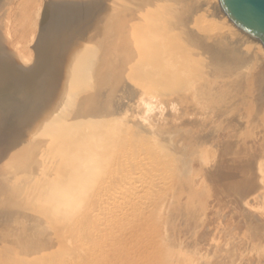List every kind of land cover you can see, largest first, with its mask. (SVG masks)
<instances>
[{"label": "bare ground", "instance_id": "6f19581e", "mask_svg": "<svg viewBox=\"0 0 264 264\" xmlns=\"http://www.w3.org/2000/svg\"><path fill=\"white\" fill-rule=\"evenodd\" d=\"M64 91L72 92L68 122L35 123L40 103L52 110ZM1 109L10 119L0 129V240L14 254V231H34L45 216L80 236L140 218L147 177L134 173L142 186L131 177L121 197L112 194L122 158L144 150L166 161L160 192L139 231L143 248L122 242L120 254L140 258L145 248L152 264H264V44L221 0H0ZM122 199L131 210L123 218L114 215ZM125 256L116 258L131 264Z\"/></svg>", "mask_w": 264, "mask_h": 264}, {"label": "rangeland", "instance_id": "374dc122", "mask_svg": "<svg viewBox=\"0 0 264 264\" xmlns=\"http://www.w3.org/2000/svg\"><path fill=\"white\" fill-rule=\"evenodd\" d=\"M209 21V20H208ZM24 46H22V49H24L23 48ZM25 50V49H24ZM106 59H105V57L103 58V61L102 62H104ZM101 65H104L103 63L101 64ZM80 85H82V84H79L78 82H77V80L76 79H74V80H72V84H71V87L72 88H74V92H75V90L78 88V87H80ZM64 96H65V98H64V101L65 102H61L60 104H58V105H56L52 110L51 109H46V107L43 105V103H40L41 104V106H40V109L41 108H43L42 110H38L37 111V113H36V115H37V118L36 119H33V121L35 122V123H38V119L40 120L39 121V123H42L43 124V126L44 127H51V128H53V129H55L56 127H57V125L59 124V123H67L68 121H66V120H64V117H66V115H67V102H68V100L72 97V96H70V95H72V92H71V94L70 95H68L67 94V91H64ZM62 94H60V96H61ZM61 100V99H60ZM30 101V100H29ZM42 102V101H41ZM37 106V105H36ZM27 117H26V115H25V117L24 118H22V117H16V118H12L13 119V122L14 123H21V122H23L25 119H26ZM8 119H10V118H8V116H6L5 115V113H4V111L1 109L0 110V129H2L1 127V125H6L7 123H6V121L8 120ZM65 121V122H64ZM32 126V125H31ZM3 131V130H2ZM183 136V135H182ZM0 138H6L5 136H4V133H0ZM139 138H141L142 139V137L140 136ZM143 142L144 143H146V141H144L143 140ZM149 144V143H148ZM138 150H140V149H138ZM141 152L143 151L144 152V150H140ZM143 152L142 153H140L139 151H138V155H134V156H132V157H130V155H129V157H125V158H122V159H124L125 160V162L121 165V163L118 165V167L120 166V169L119 168H117L118 170H116V177H115V185H114V187L115 188H113L114 189V193H113V189H112V186H113V184H112V186H109L108 188L110 189V192H109V190L107 189V192H105L106 194L108 193V195L110 194V193H113L112 195L114 196V194H115V197H116V195H117V197H121V195H123V192H126V190H127V186H128V178H131V177H133V175H134V173L136 174V176H135V178L137 179H142L143 178V180H145V179H147L146 181L147 182H145L144 181V183H146V184H148V183H150L149 185H150V187L152 188L151 190H150V194H149V196L151 195L152 197H149L148 196V203H146V204H148V206L147 207H149V205L151 204V203H149V202H151L152 201V199H153V196L155 197V195H156V193H154L155 191L156 192H160L158 189H160L159 188V182H160V184H161V181H158L159 180V178H163L162 176H163V172L162 171H164L165 169H163L164 168V164H166V161H164L161 157V160L159 159V157H158V160H155V158H151L153 161L151 162L150 160V158H149V156L147 157V159H146V155H144L143 154ZM139 154H141V157H140V155ZM144 155V156H143ZM102 156V155H101ZM135 157V158H134ZM139 157V158H138ZM145 157V158H144ZM64 158H67V156H65ZM126 158H127V161H126ZM139 159H141L140 161H139ZM149 159V160H148ZM146 160V161H145ZM159 160L162 162H160L161 164H163V165H160V163H159ZM132 161V162H131ZM155 161H157L156 163H155ZM101 162H102V166L103 167H106L107 166V164H108V161L106 160V159H104V158H102V160H101ZM121 162V161H120ZM145 162V163H144ZM150 163V164H148V163ZM135 163V164H134ZM145 164H147V166H148V169H147V166H145ZM152 164V166H153V164H154V166L152 167V166H150ZM144 165V166H143ZM157 166V168H156V166ZM101 166V165H100ZM123 166V167H122ZM160 166H162V167H160ZM175 166V165H174ZM173 166V167H174ZM139 167V168H138ZM140 167L142 168V169H140ZM144 167V168H143ZM150 167V168H149ZM136 169H138V170H136ZM144 169V170H143ZM150 169V170H149ZM153 170V172L155 173V172H157V173H155V175L151 172L150 173V171H152ZM163 169V170H162ZM141 170H143L145 173H147L145 176H143L145 173H143ZM146 170V171H145ZM157 170V171H156ZM159 170V171H158ZM138 171V172H137ZM118 172V173H117ZM160 172H162V173H160ZM153 174V175H152ZM156 174H157V176H156ZM138 175V176H137ZM162 175V176H161ZM149 176H150V179H151V181H150V179H149ZM147 177V178H146ZM151 177H153V178H151ZM157 177H159V178H157ZM134 177L132 178L133 179V181H135L136 183L138 182V183H140L139 181H137L136 179H135ZM117 179H118V181H117ZM127 180V182H125L126 180ZM198 179V178H197ZM122 180H125V181H122ZM142 181V180H141ZM154 181V182H153ZM156 182L158 183V185H156L157 186V189H156V186H155V184H156ZM118 183H119V186H118ZM124 183V185H123V190H122V184ZM127 185H126V184ZM142 183V182H141ZM140 183V185L142 186V184H144V183H142L141 184ZM198 184V183H197ZM126 186V187H125ZM121 187V188H120ZM125 188V189H124ZM193 188H195V187H193ZM111 189H112V191H111ZM117 189V190H116ZM118 189H119V191H118ZM129 190V189H128ZM104 193V195H105V197H106V194ZM118 193H120L121 195H119ZM119 195V196H118ZM105 197H101L102 199H103V201L102 202H100V203H102V207L103 208H105V210L107 209V207H105V200H106V198L107 197H110V196H107L106 198ZM124 198L126 199L127 198V196H124ZM125 199H122V201L123 202H121V205L119 206V210L117 209L118 208V206L115 208V214L114 215H116L117 213V217H122L123 218V216L125 217V214H123V213H125L126 211H127V214H128V211H129V213L131 212V210L130 209H127V204H126V201H127V199H126V201H125ZM151 200V201H150ZM147 202V201H146ZM99 203V209H101V204ZM123 203H125V206H124V204ZM127 206V207H126ZM146 206V205H145ZM147 207H143V211L140 213V218H139V213H135V217H137L138 219H136V220H133V222H132V220H129L128 219V221H129V223H127L126 221L124 222V225H123V227H121L122 229H123V231H122V229L120 228L119 230H120V232H119V230L117 231V230H115V228H113V230L111 229L113 226L111 225L110 227L108 226V224H106V222H100L101 224H104V226L103 225H101L100 226V228H102V226L105 228L104 230H105V232H104V234L103 233H101V234H99V232H98V234H97V232H93L94 234H91V231H90V229L89 228H87V230H86V233L87 232H89V233H87V234H85L84 236H80V234H81V230H80V228L77 226V228H76V231H78V234H74V235H72V234H70V231H72V230H69V229H67V228H69V227H67L66 228V226H64L65 227V229L64 228H60V229H58V228H56V227H54L55 226V224H57V223H55V222H53V220H51V218L49 219V217H48V219H47V217L45 216V218L46 219H44V218H42V219H40V220H42V221H40V220H38V222H36L35 223V226L33 227V229H34V231L33 230H30V231H32V232H30V231H28L29 233H26V232H23V233H20V231L19 230H17V231H14V233L16 234V236L18 237L17 239H18V244L19 245H21L20 246V248L18 249L17 248V250L15 251L16 253L14 254V252L13 251H11V247L9 246H7L8 244L5 242V240H0V264H14V262H15V264H44L43 262H46L47 264H120V261H121V259L119 258V260L117 259L118 258V256H120V257H122V256H125V255H128V254H130V253H124V254H120L122 251L121 250H123V249H121L122 248V242L124 243V245H126V247L125 248H129L132 244H135V248L137 249V248H140V246H141V248H143V245H141V244H143V240H144V238H143V240L141 239L142 238V235L143 234H141L143 231L145 232L146 230L144 229L146 226V222H147V220L146 221H144L145 219H148L147 218V216H145V215H147L146 214V212L148 211V215H149V209L147 208ZM114 208V207H113ZM125 208V209H124ZM139 208V207H138ZM121 209H124L123 211L121 210ZM146 209V210H145ZM104 209H101V212L103 211ZM121 210V211H120ZM126 210V211H125ZM145 210V211H144ZM231 210H233L232 208H231ZM234 211V210H233ZM236 211V210H235ZM104 212V211H103ZM103 212H102V214H103ZM41 215L44 213H42V212H39ZM121 213V214H120ZM143 213V214H142ZM120 214V216H118ZM134 215V214H133ZM143 216V217H142ZM129 217H131V215H129ZM142 217V218H141ZM144 217H145V219H144ZM85 219V218H84ZM89 220V219H88ZM74 221H76V219L75 220H73V222ZM202 221H203V219H202ZM84 222H88L86 219L84 220ZM123 222V221H122ZM137 222V223H136ZM41 223V224H40ZM55 223V224H54ZM72 222H70V223H68V226H70V224H71ZM83 223V221L81 222V224ZM121 223V222H120ZM127 223V224H126ZM135 223V224H134ZM59 224V223H58ZM60 224H61V222H60ZM97 224H99V223H97ZM144 224V225H143ZM37 225V226H36ZM50 225V226H49ZM72 225V224H71ZM105 225H106V227H105ZM122 225V224H121ZM128 225V226H127ZM80 226V225H79ZM150 226V225H149ZM36 227H37V229H38V227H39V229L40 228H42V229H40V230H38V231H36ZM47 227V228H46ZM89 227H90V225H89ZM98 227V226H97ZM51 228V229H50ZM70 228L71 229H73L74 227L73 226H70ZM79 228V229H78ZM126 228L128 229V231H126ZM139 228H140V230H139ZM142 228V229H141ZM150 228V227H149ZM45 229V230H44ZM48 229V230H47ZM153 229V228H152ZM62 230L64 231V232H62ZM68 231V233L70 234V236H72V238H70V236H69V234L67 233V231ZM91 230H93L94 231V229H91ZM97 229L95 228V231H96ZM108 230H111V231H108ZM66 231V232H65ZM108 231V232H107ZM117 231V232H116ZM122 231V232H121ZM134 231L135 232H137L138 231V233H134ZM141 233H140V232ZM151 228H150V230H149V233H151ZM37 234H36V233ZM38 232L40 233H42L43 234V232L45 233V232H47L48 233V235L45 233V235H42V234H40V235H42L43 237L45 236V238H42L41 240L39 239V241H37V240H35L36 238H33L34 237V234L35 235H39L38 234ZM131 232V233H130ZM133 232V233H132ZM77 233V232H76ZM107 233V234H106ZM115 233V234H114ZM129 233H130V235H129ZM26 234V235H25ZM29 234H31V235H29ZM55 234H56V236H55ZM59 234L61 235V236H59ZM62 234H63V236H62ZM68 234V238H66L67 235ZM93 235V236H91V235ZM107 236H106V235ZM112 234V235H111ZM119 234V235H118ZM124 234H126V235H124ZM145 234H147V233H145ZM144 234V236H146V237H148L147 235H145ZM22 235V237H20ZM40 235H39V237H40ZM51 235V236H50ZM58 235V236H57ZM97 235V236H96ZM99 235H100V237H99ZM104 235V236H103ZM151 235V234H150ZM41 236V237H42ZM76 236V238H74ZM141 236V237H140ZM24 237H25V239H24ZM26 237H29V239L30 240H28V238H26ZM38 236H37V238H39ZM40 237V238H41ZM60 237V238H59ZM81 237V238H80ZM87 237V238H86ZM99 237V238H98ZM102 237V238H101ZM114 237V238H113ZM132 237H134V238H136V240L137 239H139L138 241H140L139 243H138V241H135L134 240V238H132ZM138 237V238H137ZM58 238V239H57ZM77 238L79 239L78 241L79 242H77ZM93 238H96L94 241H96V242H98V243H96V246L94 245L95 243H94V241L92 240ZM125 238H126V240H125ZM129 238V239H128ZM20 239H22V240H24V241H22V240H20ZM45 239V240H44ZM52 239H54V242H51V241H53ZM60 242L61 241V243H59L57 240ZM65 239V240H64ZM85 239V240H84ZM102 239H104V240H102ZM108 239V240H107ZM114 239V240H113ZM124 239V240H123ZM27 240H28V242H27ZM31 240H35V244L33 243V242H30ZM44 240V241H43ZM56 240V241H55ZM74 240H76L75 242L77 243H75L74 242ZM99 240V241H98ZM101 240V241H100ZM37 241V242H36ZM40 241H41V243H40ZM66 241H67V243H69V244H67L66 243ZM70 241V242H69ZM81 241V242H80ZM83 241V242H82ZM108 241V242H107ZM116 244V245H113L114 243ZM128 241V242H127ZM142 241V242H141ZM4 242V243H3ZM58 242V244H60V245H58L57 247L56 246H54L56 243ZM87 242V243H86ZM119 244H118V243ZM135 242V243H134ZM2 243V244H1ZM23 243V244H22ZM25 243L27 244H30V245H25ZM82 243V244H81ZM102 243V244H101ZM137 243V244H136ZM17 244V245H18ZM37 244V245H36ZM41 244H45V246H47V245H49V247L47 246V252L46 251H44V250H46L45 248L46 247H42V246H44V245H41V247H40V245ZM47 244V245H46ZM84 244V245H83ZM93 244V245H92ZM99 244V245H98ZM110 244V245H109ZM138 244L140 245V246H138ZM19 245H18V247H19ZM25 245V246H24ZM39 246L40 247V249H39V247H38V250H36L37 248L35 247V246ZM68 245V246H67ZM75 245V246H74ZM81 247H80V246ZM92 245V246H91ZM101 245V246H100ZM105 245V246H104ZM130 245V246H129ZM64 246V247H63ZM95 246V247H94ZM118 246H121L120 247V249H119V247ZM149 246V244H147V246H146V248ZM189 248L191 247V245H190V243H189ZM22 247H24L25 249L23 250V248ZM26 247H27V249H26ZM35 247V248H34ZM67 247V248H66ZM92 247H94V249L92 248ZM98 247V248H97ZM10 248V249H9ZM32 248V249H31ZM90 248V249H89ZM95 248H97V249H95ZM108 248V249H107ZM112 248V249H111ZM117 248V249H116ZM131 248V247H130ZM134 248V249H135ZM228 248V247H227ZM227 248H226V252H227ZM20 249H21V251H20ZM66 249V250H65ZM101 249V250H100ZM119 249V250H118ZM25 250H26V252H25ZM41 251V253L44 255V259H42V260H44L43 262H42V260H40L43 256L41 255V253H40V251ZM99 251V252H96L97 254H95V252L94 253H92L93 251ZM111 250H113V251H111ZM115 250V251H114ZM147 252H145V251ZM144 250L142 251V249H141V253H143V252H145L144 254H140V258L138 257L139 255V252L140 251H137V250H135L136 251V253H134L135 255L134 256H136L135 258H137V260L139 261V262H141V261H143V262H141V263H143V264H145L146 263V261H145V263H144V260L143 259H146V258H144V256L146 255V254H148L147 256H145V257H147L148 259L149 258H151V257H153L154 259H155V256L153 255V253H151L150 254V252H148L145 248H144ZM119 253H118V252ZM134 250L132 251V253L133 252H135ZM25 252V253H24ZM33 252V253H32ZM40 254H39V253ZM90 252V253H89ZM118 253V255H117V253ZM29 253V255H27ZM88 253H89V255H90V257H89V255H88ZM92 253V254H91ZM115 253H116V255H115ZM132 253L126 258V256H125V258L127 259L126 261H128L127 263H130L131 262V264H133L134 263V261L135 262H137V260L136 259H134V258H132ZM15 256V258H13V255ZM17 254V255H16ZM34 255L35 256V254H36V256H35V258L36 259H32V257H31V255ZM38 254V255H37ZM108 254V255H107ZM114 254V255H113ZM23 255V256H22ZM46 255H48V256H46ZM92 255V256H91ZM132 255V256H131ZM150 255H151V257H150ZM226 255H227V257L229 256V254L228 253H226ZM225 255V256H226ZM25 256H26V258H25ZM29 256L31 257V258H29ZM133 256V257H134ZM141 256H143V258H141ZM225 256H223V258H225ZM22 257H24V262H23V258ZM58 257V258H57ZM117 257V258H116ZM129 257H131L130 258V260H129ZM34 258V257H33ZM111 258H114L113 260L115 261V263H114V261H112V259ZM116 258V259H115ZM153 258H151V262H148V264H152V260H154ZM46 259V260H45ZM134 261H133V260ZM140 259V260H139ZM47 260L49 261V262H47ZM34 261H35V263H34ZM36 261H38L37 263H36ZM39 261H41V262H39ZM109 263H108V262ZM133 261V262H132ZM30 262V263H29ZM111 262V263H110ZM157 262V261H156ZM126 263V262H125ZM125 263H123V264H125ZM140 263V264H141ZM122 264V263H121ZM134 264H136V263H134ZM137 264H139V263H137ZM159 264V263H158ZM160 264H162V263H160Z\"/></svg>", "mask_w": 264, "mask_h": 264}, {"label": "water", "instance_id": "95a60500", "mask_svg": "<svg viewBox=\"0 0 264 264\" xmlns=\"http://www.w3.org/2000/svg\"><path fill=\"white\" fill-rule=\"evenodd\" d=\"M237 25L264 44V0H221Z\"/></svg>", "mask_w": 264, "mask_h": 264}]
</instances>
